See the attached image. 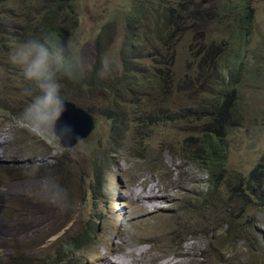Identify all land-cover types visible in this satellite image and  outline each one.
Segmentation results:
<instances>
[{
  "label": "rangeland",
  "instance_id": "rangeland-1",
  "mask_svg": "<svg viewBox=\"0 0 264 264\" xmlns=\"http://www.w3.org/2000/svg\"><path fill=\"white\" fill-rule=\"evenodd\" d=\"M45 22L90 66L79 83L61 80L95 118L75 158L20 119L29 84L10 51ZM105 53L116 71L100 79ZM228 95L216 187L201 158ZM0 147V183L30 182L26 202H0V264H103L98 253L129 251L131 264H264V0H0ZM44 175L61 181L66 207L35 194ZM93 225L90 245L59 256Z\"/></svg>",
  "mask_w": 264,
  "mask_h": 264
},
{
  "label": "clouds",
  "instance_id": "clouds-1",
  "mask_svg": "<svg viewBox=\"0 0 264 264\" xmlns=\"http://www.w3.org/2000/svg\"><path fill=\"white\" fill-rule=\"evenodd\" d=\"M10 60L20 68L23 79L29 84L25 95L30 97V102L20 113V119L35 132L53 136L60 143L66 144L71 149L70 155L75 158V149L81 144L82 138L76 135L72 126L61 124L67 110L61 80L79 83L87 78L90 66L82 49L72 39L65 41L55 32L41 30L19 40L10 51ZM115 71V58L105 53L100 59L97 76L100 79H108ZM73 139L76 140V145L72 144ZM40 167L39 161H33L25 169V175H36ZM35 194L49 205L59 209L66 207V189L54 175L41 176ZM92 228H95V225L89 226L84 237L64 241L62 254L59 256L79 251L77 242L82 241L90 245L94 235Z\"/></svg>",
  "mask_w": 264,
  "mask_h": 264
},
{
  "label": "trees",
  "instance_id": "trees-1",
  "mask_svg": "<svg viewBox=\"0 0 264 264\" xmlns=\"http://www.w3.org/2000/svg\"><path fill=\"white\" fill-rule=\"evenodd\" d=\"M49 22H45L43 25V29L46 31V27L48 26ZM61 39L63 36L61 35ZM65 40V39H63ZM66 100V98H64ZM233 95H228L225 100L223 101L221 107L219 108V113L216 115L217 125L216 129L212 131L207 137H205L204 144L206 146V157H202L203 164L205 165L207 171L209 172V181H212L218 187V184L221 183L223 180V168L227 161V149L221 143L222 140L226 138V120L225 114L232 106L234 102ZM263 166V165H262ZM217 190V189H216ZM67 242V241H66ZM20 264H26L24 261H19ZM14 264H17L15 260Z\"/></svg>",
  "mask_w": 264,
  "mask_h": 264
},
{
  "label": "bare ground",
  "instance_id": "bare-ground-1",
  "mask_svg": "<svg viewBox=\"0 0 264 264\" xmlns=\"http://www.w3.org/2000/svg\"><path fill=\"white\" fill-rule=\"evenodd\" d=\"M9 129V128H8ZM12 129V128H11ZM7 137V136H6ZM5 139V138H4ZM2 142V140H1ZM2 145V144H1ZM23 146V145H22ZM1 149V147H0ZM15 154V153H14ZM23 156V155H22ZM33 156V155H32ZM2 162V161H1ZM23 164V163H22ZM6 165V164H5ZM2 167V166H1ZM14 176V175H13ZM8 177V176H7ZM24 177H16L14 179H10L9 183H0V202L5 203L7 202L9 199L10 200H16V199H20V201L22 200L23 202H26V198L27 195H29L28 191L30 189V185L27 181H25L26 179H23ZM27 178V177H25ZM1 180V179H0ZM5 182V181H4ZM32 194V192H31ZM141 198V197H140ZM147 199H149V197H146ZM9 200V201H10ZM28 200V199H27ZM159 200V199H158ZM8 201V202H9ZM143 201V199L141 200ZM7 202V204H8ZM18 202V201H17ZM144 202V201H143ZM6 204V203H5ZM153 208L157 207L158 204L157 203H152L151 205ZM192 213V212H191ZM31 217V216H30ZM6 225V223H5ZM4 224L0 223V232L3 230V228H5ZM13 227H17L16 223L12 225ZM33 226V225H32ZM123 228V227H122ZM125 229V227H124ZM8 230V229H7ZM18 231V230H17ZM22 231V230H20ZM16 232V231H15ZM8 234V233H7ZM13 234V233H11ZM15 234V233H14ZM1 235V234H0ZM10 235V234H9ZM16 235V234H15ZM29 236V235H28ZM3 237V235H2ZM10 237V236H9ZM15 237V236H14ZM13 237V238H14ZM7 238V237H6ZM17 238V237H16ZM22 238V236H21ZM11 239V238H10ZM191 239V238H190ZM2 240V239H1ZM189 240V239H188ZM21 241V239L19 240ZM187 241V240H186ZM191 242V241H190ZM197 242V240H196ZM199 242V241H198ZM189 243V242H188ZM187 244V243H186ZM194 244V243H193ZM189 245V244H188ZM141 246V245H140ZM186 246V245H185ZM183 248V247H182ZM190 248V247H189ZM187 248V249H189ZM192 249V247H191ZM131 250V249H130ZM145 250L143 246L138 248V252H140L141 255H145ZM190 250V249H189ZM148 251V250H147ZM177 251V250H176ZM180 251V250H179ZM182 251V250H181ZM191 251V250H190ZM189 251V252H190ZM173 253V252H172ZM175 253V252H174ZM123 254V253H122ZM130 254H132V251H129L127 253H124L123 255H119V256H114L112 253L111 254H102L101 252L98 253V259L103 263V264H131V261L128 260V256H131ZM183 254V253H182ZM187 254V253H186ZM174 255V254H173ZM183 256V255H182ZM97 257V256H96ZM177 257V256H176ZM179 258V257H178ZM187 258V257H186ZM185 258V259H186ZM131 259V258H130ZM176 259V258H175ZM181 259V258H180ZM179 259V260H180ZM135 260V259H134ZM133 260V261H134ZM187 260V259H186ZM182 261V260H181ZM155 262V261H154ZM187 262V261H186ZM194 262V261H193ZM188 263V262H187ZM158 264H180L178 263V261H175L174 258L170 257V258H166L163 261L161 260Z\"/></svg>",
  "mask_w": 264,
  "mask_h": 264
},
{
  "label": "water",
  "instance_id": "water-1",
  "mask_svg": "<svg viewBox=\"0 0 264 264\" xmlns=\"http://www.w3.org/2000/svg\"><path fill=\"white\" fill-rule=\"evenodd\" d=\"M66 111L63 115L61 124H67L75 129V133L80 138L84 139L90 135L93 130L95 118L87 110L77 106L75 103L65 100ZM64 147H68L66 144L61 143ZM72 144H76V140L73 139Z\"/></svg>",
  "mask_w": 264,
  "mask_h": 264
}]
</instances>
